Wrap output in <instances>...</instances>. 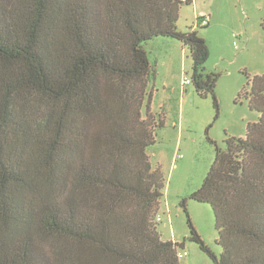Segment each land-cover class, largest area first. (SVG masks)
Instances as JSON below:
<instances>
[{"label": "trees", "instance_id": "1", "mask_svg": "<svg viewBox=\"0 0 264 264\" xmlns=\"http://www.w3.org/2000/svg\"><path fill=\"white\" fill-rule=\"evenodd\" d=\"M191 3L0 0V264H180L184 244L157 230L165 183L147 151L164 122L144 45L188 49L191 83L218 111L209 47L177 28ZM249 82L258 122L225 148L209 139L216 156L190 196L213 211L219 256L182 202L213 264H264V74Z\"/></svg>", "mask_w": 264, "mask_h": 264}, {"label": "rangeland", "instance_id": "2", "mask_svg": "<svg viewBox=\"0 0 264 264\" xmlns=\"http://www.w3.org/2000/svg\"><path fill=\"white\" fill-rule=\"evenodd\" d=\"M180 10L177 28L198 31L206 41L210 58L206 73L220 75L216 97H200L191 81L193 62L188 49L170 38H156L144 45L156 70L149 90L151 109L164 124L156 143L148 149L153 168H159L165 183L157 230L165 241L184 244L187 253L180 264H213L200 246L191 241L188 216L204 244L217 256L215 218L209 205L190 198L203 184L216 156L215 145L225 148L228 137L246 138L247 126L260 114L249 107L250 78L264 74V0H191ZM209 21L200 26L198 18ZM208 131V132H207ZM182 156V158H179Z\"/></svg>", "mask_w": 264, "mask_h": 264}, {"label": "built area", "instance_id": "3", "mask_svg": "<svg viewBox=\"0 0 264 264\" xmlns=\"http://www.w3.org/2000/svg\"><path fill=\"white\" fill-rule=\"evenodd\" d=\"M208 24H209V21H208L207 18H205L204 20L200 21V26H202V27L207 26ZM184 84L185 85L191 84V81L189 79L185 78L184 79ZM179 158H182V156H179ZM160 221H161V218L158 217L157 218V222H160ZM178 255H179V258L182 259L185 256H187V253L186 252H184V253L179 252Z\"/></svg>", "mask_w": 264, "mask_h": 264}]
</instances>
